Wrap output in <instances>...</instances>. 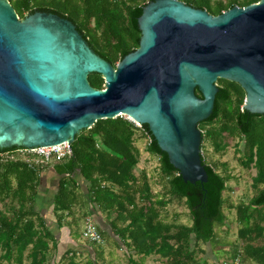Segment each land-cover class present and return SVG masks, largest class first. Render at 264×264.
<instances>
[{
    "label": "trees",
    "instance_id": "16d2710c",
    "mask_svg": "<svg viewBox=\"0 0 264 264\" xmlns=\"http://www.w3.org/2000/svg\"><path fill=\"white\" fill-rule=\"evenodd\" d=\"M147 1L9 0L19 16L37 10L67 17L88 46L111 65L137 47L136 18ZM181 1L215 15L232 5L244 6L257 0ZM87 80L96 89L103 87L98 73H89ZM216 83L212 111L197 127L202 130L201 141L207 140L214 151H223L224 137L237 136L242 141L238 161L243 168L252 167L254 174L250 184L253 194L246 203L235 205L237 236L242 244L239 253L264 264V114L241 109L244 93L237 83L219 78ZM142 136L147 139L145 151L158 160L164 183L160 193L151 191L143 170L134 172L140 156L135 141ZM70 148L71 154L61 161L47 163L56 176L51 197L56 225L72 216L75 206L85 209L89 204L105 214L108 228L125 248L129 264L144 259H156L160 264H207L196 257V246L214 238V227L223 223L227 175L216 171L200 154L206 180L182 182L178 171L156 151L142 125L122 116L97 119L74 136ZM16 149H0V264H96L89 256L80 263L81 252L71 247L57 259L53 257L50 246L56 248L58 242L44 216L35 209L44 165H29L10 157ZM76 174L85 182L84 193L79 192ZM165 195L182 201L189 223L177 222L174 215L166 219ZM87 212L82 211V220L88 217ZM94 226L100 240L89 241L97 244L105 234ZM95 254L100 255V251Z\"/></svg>",
    "mask_w": 264,
    "mask_h": 264
},
{
    "label": "water",
    "instance_id": "95a60500",
    "mask_svg": "<svg viewBox=\"0 0 264 264\" xmlns=\"http://www.w3.org/2000/svg\"><path fill=\"white\" fill-rule=\"evenodd\" d=\"M137 47L111 65L67 19L18 17L0 0V149L71 143L119 114L147 131L182 182H204L198 123L216 80L237 83L241 109L264 114V0L218 14L181 0H149L136 18ZM98 73L103 87L90 86Z\"/></svg>",
    "mask_w": 264,
    "mask_h": 264
},
{
    "label": "rangeland",
    "instance_id": "374dc122",
    "mask_svg": "<svg viewBox=\"0 0 264 264\" xmlns=\"http://www.w3.org/2000/svg\"><path fill=\"white\" fill-rule=\"evenodd\" d=\"M224 140L226 145L222 152L214 151L207 140L202 139L201 141L200 154L203 160L213 165L219 173L227 175L229 179L226 182L227 188L223 192L225 199L224 206L222 207V213L224 215L223 223L214 227V238L210 241L198 242L196 246V257L204 259L207 264H220L222 259L230 260L235 252L237 253L235 256L238 257L239 264H256L257 262L243 258L241 253H239L242 244L237 236L239 224L235 214V205L239 202L246 203L248 198L253 194L250 184L254 169L252 167L248 169L243 168L238 161L242 147V141L239 137H224ZM146 142L147 139L144 136L138 137L135 141L140 151V156L134 172L138 174L140 170H143L151 191L160 193L164 183L159 176L158 160L156 156L150 155L145 151ZM75 178L80 185V192L84 193L85 184H83L78 174L75 175ZM55 184V174L49 164L44 165L38 185L35 209L40 211L42 216H44L47 227L52 231L58 242L56 248L50 246L49 251L53 254V257L57 259L66 248L71 247L81 252L79 255L80 263L84 262L85 258L89 256L94 259L96 264H129L124 251L125 248L115 239L108 225L101 227L100 212L91 208L89 204H86L85 209L83 208L85 211H89L87 212V219L93 224L98 225L100 230L105 234V238L100 243L92 244L91 241L84 239L80 235L85 220L81 219L82 211L85 212L81 208H76L72 216H66L60 226L56 225L51 213V197L55 189ZM165 197L167 198V204L164 209L166 219L170 220L172 219L171 215H174L176 216L175 219L177 222L189 223V215L182 201L169 195H165ZM97 249L100 251V255L95 254ZM132 258L137 259V256L132 255ZM3 263L5 262L3 261ZM23 264L26 263L24 262ZM139 264H160V262L156 259H144Z\"/></svg>",
    "mask_w": 264,
    "mask_h": 264
},
{
    "label": "built area",
    "instance_id": "2783aa9c",
    "mask_svg": "<svg viewBox=\"0 0 264 264\" xmlns=\"http://www.w3.org/2000/svg\"><path fill=\"white\" fill-rule=\"evenodd\" d=\"M129 121L130 120L126 115L119 114ZM137 125L135 122H133ZM15 155L11 154L10 157H18L28 162L30 165L33 164H47L49 162L61 161L62 158L71 154L70 144L67 142H61L58 144H52L47 146H38L31 149L27 148H18L15 150ZM84 226L81 231V236L87 240L96 241L100 240L98 233L96 232L94 224L89 221L87 218L84 220ZM221 264H239V259L237 256H233L230 260H223Z\"/></svg>",
    "mask_w": 264,
    "mask_h": 264
},
{
    "label": "crops",
    "instance_id": "0c3cea01",
    "mask_svg": "<svg viewBox=\"0 0 264 264\" xmlns=\"http://www.w3.org/2000/svg\"><path fill=\"white\" fill-rule=\"evenodd\" d=\"M83 182V184H85V182L84 181H82ZM79 187H80V185H79ZM79 192H80V190H79ZM76 208H81V206H79V205H77V206H75V208H74V210L76 209ZM82 209V208H81ZM74 212V211H73ZM100 218H101V227H103V226H107L108 224H107V219H106V217H105V214L104 213H101L100 212ZM104 220V221H103ZM103 229V228H102Z\"/></svg>",
    "mask_w": 264,
    "mask_h": 264
},
{
    "label": "flooded vegetation",
    "instance_id": "af4514ba",
    "mask_svg": "<svg viewBox=\"0 0 264 264\" xmlns=\"http://www.w3.org/2000/svg\"><path fill=\"white\" fill-rule=\"evenodd\" d=\"M45 12V11H44ZM51 13H53V12H51ZM17 14V13H16ZM26 14V13H25ZM54 14H56V13H54ZM18 15V14H17ZM57 15V14H56ZM23 16V15H22ZM22 16H19L18 15V17H22ZM59 16V15H58ZM60 17H62V16H60ZM62 18H65V19H67V20H69L73 25H74V23L70 20V19H68L67 17H62ZM74 28H75V25H74ZM77 31V30H76ZM78 32V31H77ZM79 33V32H78ZM80 34V33H79Z\"/></svg>",
    "mask_w": 264,
    "mask_h": 264
}]
</instances>
